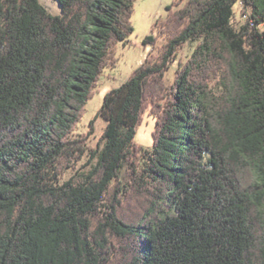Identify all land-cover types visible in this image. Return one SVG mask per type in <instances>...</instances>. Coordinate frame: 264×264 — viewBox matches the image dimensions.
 Segmentation results:
<instances>
[{"label": "trees", "instance_id": "obj_1", "mask_svg": "<svg viewBox=\"0 0 264 264\" xmlns=\"http://www.w3.org/2000/svg\"><path fill=\"white\" fill-rule=\"evenodd\" d=\"M56 1L0 0V264H264V0L167 6L142 41L158 54L104 96L96 150L76 132L134 0Z\"/></svg>", "mask_w": 264, "mask_h": 264}, {"label": "rangeland", "instance_id": "obj_2", "mask_svg": "<svg viewBox=\"0 0 264 264\" xmlns=\"http://www.w3.org/2000/svg\"><path fill=\"white\" fill-rule=\"evenodd\" d=\"M45 8L48 14L52 16H61V10L56 0H38ZM185 0H134L133 14L130 23L133 27V34L129 37L128 42L123 45L119 44L116 49L118 61L114 67L105 68L101 74L98 85L93 97L85 105V114L78 125L77 135L86 136V145L92 150L98 149L97 143L105 127V121L102 117L95 119L97 111L101 108L104 96L118 87H120L129 78L133 70L142 65L148 55H157L159 48L163 45L164 40L158 37L154 45H143L142 41L146 36H156L153 28L157 21L164 20L167 16L166 7L177 3L173 10L180 8ZM235 21L238 26L244 23L246 17L241 13V8L237 5L234 8ZM263 31L262 27H259ZM196 43L186 42L180 47L173 60L170 62L164 75L165 84L170 85L173 82L176 69L180 64H184L191 55ZM93 121L92 132L88 134L89 123ZM155 127L154 117L147 111L142 115L141 122L136 129L135 143L145 149H150L152 144V132ZM96 160L90 158V152L75 164L74 169L66 170L61 182L68 180L76 172H87L94 165Z\"/></svg>", "mask_w": 264, "mask_h": 264}]
</instances>
